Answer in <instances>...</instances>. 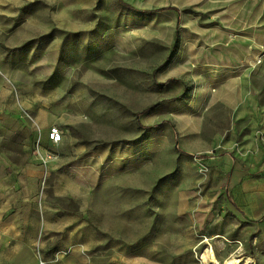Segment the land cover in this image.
I'll use <instances>...</instances> for the list:
<instances>
[{
  "label": "rangeland",
  "instance_id": "1",
  "mask_svg": "<svg viewBox=\"0 0 264 264\" xmlns=\"http://www.w3.org/2000/svg\"><path fill=\"white\" fill-rule=\"evenodd\" d=\"M244 3L23 0L22 13L36 16L40 28L61 19L70 46L56 58V77L77 112L68 140L85 145L82 157L99 164L90 218L107 256L125 254L126 264H205L211 249L218 264L231 258L264 264V149L235 151L241 158L221 182L220 150L200 141L212 132L215 112L202 116L193 83L198 49L219 45V30H231L230 16ZM207 188L213 206L205 213L194 205ZM140 241L147 250L141 258L134 253Z\"/></svg>",
  "mask_w": 264,
  "mask_h": 264
},
{
  "label": "crops",
  "instance_id": "2",
  "mask_svg": "<svg viewBox=\"0 0 264 264\" xmlns=\"http://www.w3.org/2000/svg\"><path fill=\"white\" fill-rule=\"evenodd\" d=\"M244 7L230 16L235 38L219 30V45L198 49L201 62L193 81L202 116L215 112L212 132L205 131L200 141L206 150H220L214 171L221 182L241 158L237 151L264 149V60L255 63L264 45V0H245ZM22 8L23 0H0V264H40L38 248L45 264H126L125 254H104V238L91 222L100 194L99 164L82 157L85 145L68 140L77 112L65 100L63 79L56 77V58L70 47L61 19L40 28L36 16L24 15ZM23 109L35 117L40 133ZM53 125L64 135L59 144L48 139ZM37 139L58 155L47 174L33 152ZM207 191L194 205L205 213L213 206ZM141 243L134 247L139 258L147 251Z\"/></svg>",
  "mask_w": 264,
  "mask_h": 264
},
{
  "label": "built area",
  "instance_id": "3",
  "mask_svg": "<svg viewBox=\"0 0 264 264\" xmlns=\"http://www.w3.org/2000/svg\"><path fill=\"white\" fill-rule=\"evenodd\" d=\"M263 59H264V46H262V48L258 54V57L256 59V63H261ZM11 86H12L13 91L16 94L17 87L12 82H11ZM22 113L33 124L36 125L38 132L40 133V129L37 126V124L35 122V117L32 115V113H30L29 111H27L25 109L22 110ZM63 136H64L63 132L58 125H53L50 127V129L48 131V139L52 144L61 143L63 141ZM33 152H34V155L39 160L41 166L45 169V174H47L49 163L58 157L57 153L54 152L53 150L49 149V148H45L40 139L36 140ZM200 170L201 171H207L208 167L205 164L201 163ZM47 178H48V176L46 175L43 179V184H46ZM37 255L40 258V264H45V261H43L41 259V252H40L39 248L37 249Z\"/></svg>",
  "mask_w": 264,
  "mask_h": 264
},
{
  "label": "bare ground",
  "instance_id": "4",
  "mask_svg": "<svg viewBox=\"0 0 264 264\" xmlns=\"http://www.w3.org/2000/svg\"><path fill=\"white\" fill-rule=\"evenodd\" d=\"M206 254L207 256L203 260L205 264H218V260L215 257L216 255L214 254L213 250L211 249L207 250ZM250 263H251L250 258L246 260L231 258V259H228L227 261V264H250Z\"/></svg>",
  "mask_w": 264,
  "mask_h": 264
},
{
  "label": "trees",
  "instance_id": "5",
  "mask_svg": "<svg viewBox=\"0 0 264 264\" xmlns=\"http://www.w3.org/2000/svg\"><path fill=\"white\" fill-rule=\"evenodd\" d=\"M169 9H174V8H172V7H163L161 9H159V11H161V10H169Z\"/></svg>",
  "mask_w": 264,
  "mask_h": 264
}]
</instances>
